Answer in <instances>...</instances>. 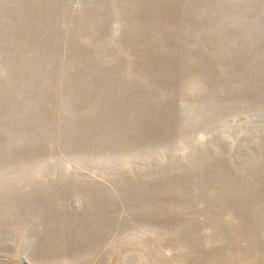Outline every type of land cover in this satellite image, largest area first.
Instances as JSON below:
<instances>
[{"label":"rangeland","instance_id":"374dc122","mask_svg":"<svg viewBox=\"0 0 264 264\" xmlns=\"http://www.w3.org/2000/svg\"><path fill=\"white\" fill-rule=\"evenodd\" d=\"M0 264H264V0H0Z\"/></svg>","mask_w":264,"mask_h":264}]
</instances>
